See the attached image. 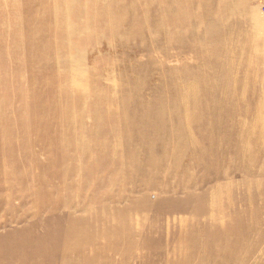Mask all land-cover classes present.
<instances>
[{
	"label": "rangeland",
	"instance_id": "rangeland-1",
	"mask_svg": "<svg viewBox=\"0 0 264 264\" xmlns=\"http://www.w3.org/2000/svg\"><path fill=\"white\" fill-rule=\"evenodd\" d=\"M0 29V264H264V0H0Z\"/></svg>",
	"mask_w": 264,
	"mask_h": 264
},
{
	"label": "bare ground",
	"instance_id": "bare-ground-1",
	"mask_svg": "<svg viewBox=\"0 0 264 264\" xmlns=\"http://www.w3.org/2000/svg\"><path fill=\"white\" fill-rule=\"evenodd\" d=\"M20 9V8H19ZM14 15H15V13H14ZM13 28H15V25H14V27ZM17 28H15V30H14V32L13 33H16V31H18V30H16ZM1 31H2V29H0V39H1ZM26 38V40H25V43L27 44L28 42H29V38H28V36H26L25 37ZM19 41H20V39H16V40H13V42L15 43V46H17L18 48H19ZM3 46H5V42H4V38L3 39H1V41H0V49L3 47ZM44 49L45 48H42L41 50H40V56H43V54L45 53V51H44ZM10 54V53H9ZM12 55V54H11ZM14 55V54H13ZM30 56V55H29ZM10 59H12L11 57H10ZM4 60V59H3ZM1 73V72H0ZM2 74V73H1ZM3 83V82H2ZM1 85L2 84H0V87H1ZM16 97H18V95L16 94L15 95ZM0 100H1V98H0ZM14 109V108H13ZM18 110H19V107H15V109L13 110L14 111V113H16V112H18ZM6 119V118H5ZM1 120H3V118L2 117H0V121ZM14 135L15 134H13V133H8V136L10 137V138H13L14 137ZM19 135V134H18ZM1 139V138H0ZM18 219V218H17ZM1 222V221H0ZM18 222V221H17ZM20 231V230H19ZM31 233V231L30 230H28L27 231V233H26V235H24V237L25 236H28L29 234ZM39 237V236H38ZM27 238V237H26ZM40 238V237H39ZM28 239V238H27ZM29 250H30V248H29V246H22V249H21V251H24V252H26L27 251V253H29Z\"/></svg>",
	"mask_w": 264,
	"mask_h": 264
}]
</instances>
